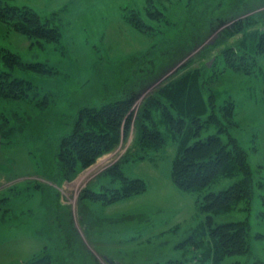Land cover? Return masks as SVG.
Instances as JSON below:
<instances>
[{
    "label": "rangeland",
    "instance_id": "1",
    "mask_svg": "<svg viewBox=\"0 0 264 264\" xmlns=\"http://www.w3.org/2000/svg\"><path fill=\"white\" fill-rule=\"evenodd\" d=\"M199 1L195 7L192 5L194 10L205 9ZM207 1L216 10L204 12L206 17L198 33L202 44L190 56H196L207 44H215L226 27H218L219 21H212L213 17H232L227 26L255 17L260 24L250 30L264 29V0ZM10 4L32 9L51 25L59 26L62 36L58 42H38L15 33L0 20L1 47L26 63H45L58 72L55 76H43L17 70V77L27 78L35 87L30 94L31 102L0 104V109L6 107V111L17 112L27 120L24 126L17 123L19 128L11 144L0 145V197L8 198L0 209V264H26L46 248L52 250V239L57 237L53 224L58 218L59 224L74 222L89 252L101 264H165L169 260H186L189 252L178 245L205 220V215L198 205L202 196L179 190L172 180V163L177 153L174 139H168L163 151L140 160L129 155L136 135L132 130L131 136L114 151L89 167L79 168L72 180L61 184L44 176L39 170L40 159L32 152L34 145L47 141V136L57 137L68 131L64 120L74 116L79 107L100 106L119 94L126 82L129 85L138 82L143 76L137 70V57L154 46L163 47L165 41L177 39L189 17V0H11ZM245 4L248 8L242 10ZM156 11L162 14L157 23L144 18L155 27L152 33L140 32L128 23L136 12L147 17ZM240 37L229 38L225 45L209 50L200 61L208 65L214 60L211 67L215 65V80L209 87L214 90L217 104L236 102L238 125L231 126L229 131L247 151L257 181L264 180V55L258 56L255 69L248 74L227 68L226 60L220 56L225 46ZM185 46H189V40ZM163 60L168 63L169 58ZM187 60L189 56L164 74L156 72L157 80L143 92L134 112ZM46 97H51V104H45ZM217 132L212 125L195 139ZM223 138L228 137L224 134ZM120 161L124 175L145 180L147 191L111 205L89 199L87 189L100 193L111 185L110 176L105 173ZM235 181L221 179L205 193L219 192ZM263 194L264 187L257 182L250 209L243 204L238 210L215 217V224L244 220L250 224V252L227 258L223 264L264 262ZM86 214L92 220L88 230L86 222L81 221Z\"/></svg>",
    "mask_w": 264,
    "mask_h": 264
},
{
    "label": "trees",
    "instance_id": "2",
    "mask_svg": "<svg viewBox=\"0 0 264 264\" xmlns=\"http://www.w3.org/2000/svg\"><path fill=\"white\" fill-rule=\"evenodd\" d=\"M10 1L0 0V20L12 31L38 42L53 43L60 40L62 31L59 26L51 25L49 20H44L32 9L14 6ZM197 1L189 0V17L184 21V30L177 39L169 43L165 41L163 47L154 46L137 57V70L143 76L138 82L132 85L126 82L119 94L109 97L100 106L79 107L74 116L64 120V128L68 131L57 137L47 136V141L34 145L36 148L32 152L36 159H40L39 170L44 176L61 184L72 180L79 168L89 167L101 156L114 151L131 136L132 130H135L136 135L129 155L140 160L146 159L150 153L163 151L168 139H174L177 153L172 163V180L179 190L202 196L198 198V205L205 220L178 245L189 252V257L186 260H169L165 264H223L227 258L249 253L248 220L215 224L214 219L218 215L238 210L243 204L250 209L256 183L264 187V180L254 179L247 151L229 131L231 126L238 125L235 120L236 102L227 100L224 105L217 104L214 90L209 87L210 82L215 80V65L209 67L200 61L208 55L209 50L225 45L229 38L241 35L234 44L225 46L220 56L226 60L227 68L248 74L255 69L258 56L264 55V29L250 30L260 24L255 17L253 20L240 19L229 26L227 24L232 17H213L212 21H219L218 27H226L215 44H207L196 56H190L202 44L198 33L204 23L202 19L206 17L204 12H211L214 8L209 4L211 1L200 0L204 11L194 10ZM247 8L245 4L242 10ZM158 11L149 13L147 17L137 12L134 16L129 14L128 23L131 22L140 32L152 33L155 27L147 24L144 18L157 23L162 19ZM187 40L189 46H185ZM188 56L189 60L162 87L145 98L135 113V104L157 80L154 74L158 71L164 74ZM168 58V63H164L163 59ZM17 70L43 76H55L58 73L45 63H26L19 55L0 46V104L1 101L7 104L11 101L31 102L30 94L35 87L27 78L17 77ZM139 84H142L141 87ZM50 98L46 97L45 104H51ZM5 108L0 109V145L11 144L17 123L24 126L27 121L17 112L12 113ZM212 125L218 130L216 134L195 139ZM224 134L227 140H224ZM121 163L118 162L105 173L110 176L111 185L106 186L104 191L97 193L87 189L89 199L111 205L147 191L145 180L125 176ZM221 179L236 181L219 192L205 193ZM262 198L264 205V194ZM6 201L8 198L0 197V209ZM84 217L85 220L81 218V221L84 224L86 222L85 229L88 230L92 220L88 214ZM59 221L58 218L53 224V234L56 233L57 237L52 239V250L46 248L26 264H101L89 252L74 222L59 224ZM106 258L109 259V256ZM254 264L264 262L256 260Z\"/></svg>",
    "mask_w": 264,
    "mask_h": 264
},
{
    "label": "water",
    "instance_id": "3",
    "mask_svg": "<svg viewBox=\"0 0 264 264\" xmlns=\"http://www.w3.org/2000/svg\"><path fill=\"white\" fill-rule=\"evenodd\" d=\"M217 37H218V36H217ZM217 37H216V38H217ZM213 61H214V60H212L210 63H208V66H209V67H211ZM118 264H119V263H118Z\"/></svg>",
    "mask_w": 264,
    "mask_h": 264
}]
</instances>
